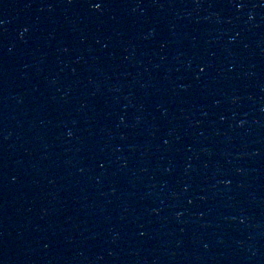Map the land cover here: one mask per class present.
Returning a JSON list of instances; mask_svg holds the SVG:
<instances>
[{
	"label": "water",
	"instance_id": "1",
	"mask_svg": "<svg viewBox=\"0 0 264 264\" xmlns=\"http://www.w3.org/2000/svg\"><path fill=\"white\" fill-rule=\"evenodd\" d=\"M0 264H264V0H0Z\"/></svg>",
	"mask_w": 264,
	"mask_h": 264
}]
</instances>
